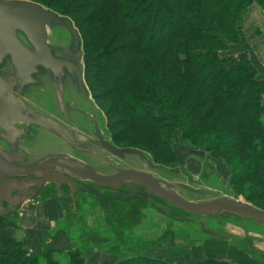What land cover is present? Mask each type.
Here are the masks:
<instances>
[{
	"label": "trees",
	"instance_id": "trees-1",
	"mask_svg": "<svg viewBox=\"0 0 264 264\" xmlns=\"http://www.w3.org/2000/svg\"><path fill=\"white\" fill-rule=\"evenodd\" d=\"M25 1L70 18L80 32L86 83L115 146L163 167L181 162L175 144L205 154L228 169L231 194L264 211V80L247 53L231 52L264 0ZM11 224L0 216V234ZM91 244L35 255L23 241H6L0 264H88ZM123 252L112 247L111 263L172 264Z\"/></svg>",
	"mask_w": 264,
	"mask_h": 264
},
{
	"label": "water",
	"instance_id": "water-1",
	"mask_svg": "<svg viewBox=\"0 0 264 264\" xmlns=\"http://www.w3.org/2000/svg\"><path fill=\"white\" fill-rule=\"evenodd\" d=\"M103 117L85 80L73 21L31 1L0 0L2 218L18 217L26 204L53 192L70 217H80L77 199L85 195L109 212L145 203L167 218L170 208L192 218L264 225L263 210L191 188L146 152L115 146L102 130Z\"/></svg>",
	"mask_w": 264,
	"mask_h": 264
},
{
	"label": "rangeland",
	"instance_id": "rangeland-1",
	"mask_svg": "<svg viewBox=\"0 0 264 264\" xmlns=\"http://www.w3.org/2000/svg\"><path fill=\"white\" fill-rule=\"evenodd\" d=\"M252 11L253 8L244 25L246 39L250 35V31H253L250 21ZM251 40L254 41V36L251 37ZM259 46L264 47V43ZM234 54L232 53L233 56L237 55ZM102 119L104 122L102 130L110 138L105 116ZM173 148L182 158L177 165L164 167L168 171H173L171 172L174 173L172 174L173 180L213 196H227L244 201L243 197L231 194L230 173L221 161L212 160L200 152L180 151L179 144H175ZM192 198L197 201L202 200L197 196H192ZM98 205L99 203H91L89 206L90 209H96L99 208ZM118 207L119 209L114 211L113 217L120 218L113 227L103 222L109 213L113 214V211L109 212L104 207L102 210L98 209L94 212L87 211L89 213L87 225L90 227L83 223L78 224L74 228V235L86 244L91 242V237L100 238L105 235L108 242L104 249L99 248H102L105 253L110 252L112 247L118 245L123 251H126L123 252L124 256L166 254V257L158 258L164 259L168 263L171 261L172 264H195L209 260H222L223 264H256L257 261L263 260L264 264V225L240 219L224 221L192 218L170 208H166L170 214V218H167L145 203H138L137 207L133 209L136 217L131 219L129 210H124L126 206ZM85 226L87 229H84ZM203 227L221 233L223 238L209 236L203 231ZM249 247L255 248L259 254L249 255ZM107 258L104 264L117 260L113 255H108ZM60 263L65 264V259L60 260Z\"/></svg>",
	"mask_w": 264,
	"mask_h": 264
},
{
	"label": "crops",
	"instance_id": "crops-1",
	"mask_svg": "<svg viewBox=\"0 0 264 264\" xmlns=\"http://www.w3.org/2000/svg\"><path fill=\"white\" fill-rule=\"evenodd\" d=\"M250 21L253 31H250L251 33L248 35L247 39L244 37L242 45L232 47L231 52L235 54H249L257 69L258 78L264 80V47L261 48L259 46L261 43H264V13L259 7H253ZM253 36L254 41L251 40V37ZM77 200L80 213L79 218L75 215L70 217L59 195H56L53 192H47L43 195L41 200L26 204L20 215L11 219L15 225L11 224L6 226L0 234V247L6 241L15 240L23 241L26 247L36 255L42 254L46 249L61 253L71 252L77 243L81 242L80 238L74 235V228L81 223L90 227V225H87V219L89 218V213H87V211L94 212L98 209H103L100 204L98 205L99 208L90 209L89 205L91 203H98L93 197L79 195ZM137 205V203H134L133 205L121 204V206H126L124 209L125 211L129 210L131 219L136 217L133 213V209H135ZM117 209H119V207L115 208V210ZM116 213L118 212L116 211ZM101 214L103 215V213ZM113 216L114 211L113 214L109 213L107 217L104 218L103 222L113 227L114 223H117L120 218ZM75 218L78 219L75 220ZM86 226L84 229H87ZM103 240H105V235L100 238H97L96 236L95 238L91 237L90 241L92 244L88 246L86 251V255L89 258L88 264H104L106 261L105 259H108L107 252L105 253L103 251L105 246ZM98 244L100 245L98 246ZM100 247L103 249H99ZM154 257L163 258L166 257V254H155ZM169 263H171V261H169ZM257 263H259V261H257Z\"/></svg>",
	"mask_w": 264,
	"mask_h": 264
},
{
	"label": "bare ground",
	"instance_id": "bare-ground-1",
	"mask_svg": "<svg viewBox=\"0 0 264 264\" xmlns=\"http://www.w3.org/2000/svg\"><path fill=\"white\" fill-rule=\"evenodd\" d=\"M86 80V79H85ZM221 239V238H220ZM230 240V239H229Z\"/></svg>",
	"mask_w": 264,
	"mask_h": 264
}]
</instances>
